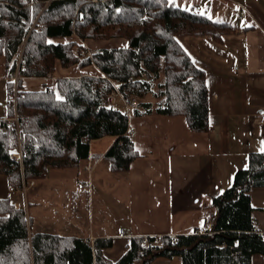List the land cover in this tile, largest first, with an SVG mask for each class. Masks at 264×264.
I'll return each instance as SVG.
<instances>
[{"label":"trees","instance_id":"trees-1","mask_svg":"<svg viewBox=\"0 0 264 264\" xmlns=\"http://www.w3.org/2000/svg\"><path fill=\"white\" fill-rule=\"evenodd\" d=\"M234 29L170 0H0V55L8 76L20 63L21 88L25 77L52 74L57 60L64 67L95 65L103 74L59 78L61 98L50 88L23 90L19 128L7 121L15 114L7 99V115L0 118V174L17 187L45 178L49 169L76 167L90 156V141L105 136L117 137L105 154L111 170L129 171L139 152L129 114L110 105L116 90L137 98V115L184 116L193 131H208L206 73L178 37L222 40ZM52 38H125L127 44L90 49L75 39L53 43ZM149 93L155 103L139 102ZM19 149L22 164L11 157ZM263 186L264 149L251 152L247 167L213 197L217 213L210 233L132 237L116 262L103 254L112 238L31 233L25 208L0 198V264H152L177 256L183 264H252L254 254L264 255V234L254 229L250 191Z\"/></svg>","mask_w":264,"mask_h":264},{"label":"crops","instance_id":"crops-1","mask_svg":"<svg viewBox=\"0 0 264 264\" xmlns=\"http://www.w3.org/2000/svg\"><path fill=\"white\" fill-rule=\"evenodd\" d=\"M170 1L235 28L222 40L212 35L178 37L193 63L206 73L209 130L193 131L184 116L137 115L134 109L138 105L132 106L125 112L129 114L139 156L131 162L129 171L111 170L105 154L117 137L105 136L90 141V156L81 160L79 166L50 170L46 178L37 180L29 189L28 196L22 191H10L7 176L0 175V198H9L16 208H25L27 213L30 208L38 212L34 218L28 214L31 233L85 237L92 241L112 238V246L105 248L103 254L116 262L128 250L132 237L191 234L207 224L208 217L217 213L212 205L213 197L232 184L237 170L247 167L251 152L264 149V0ZM75 40L90 49L122 48L127 44L125 38L105 40L109 45L92 39ZM82 75L103 74L95 65L64 67L57 60L52 74L25 77L22 88L33 91L50 88L57 94L59 78ZM9 81L6 58L0 55V118L8 111ZM116 96L114 102L110 101L113 107ZM141 101L155 103L156 98L146 94ZM108 138L112 140L107 145H96ZM87 166H91L90 179L85 170ZM74 181L77 185L79 181H91L89 211L93 206L94 218L98 210L104 212L100 220H92L89 226L81 220V214H77L73 224L71 213L56 208L54 212L46 211L49 208L44 201L47 188L68 189L71 199L77 203L74 205L80 204L81 195L68 188ZM250 196L255 226L264 234V186L253 188ZM46 212L49 222H46ZM171 261L168 260L170 264ZM251 261L264 264V255L254 254Z\"/></svg>","mask_w":264,"mask_h":264},{"label":"rangeland","instance_id":"rangeland-1","mask_svg":"<svg viewBox=\"0 0 264 264\" xmlns=\"http://www.w3.org/2000/svg\"><path fill=\"white\" fill-rule=\"evenodd\" d=\"M70 39H72V38H70ZM78 40L81 41L80 39H78ZM95 41H105V40H95ZM107 43L108 42L105 41V43H103V44L104 45H109ZM90 44H95V43H90ZM118 93H119L118 90H116L115 93L112 94L110 101L114 102V97ZM147 95H149V98H153L154 99L153 94H150L149 93ZM57 96L59 98H61L59 92L57 93ZM122 96L119 95L117 97V103H116V106L115 107L119 108L122 111H126L127 109H131L130 107H132V106L126 104V101H125L126 97H122ZM109 138L108 139H104L103 141H100V143H96V145L97 146L100 145V144H101V146L107 145L112 140V139H109ZM92 145H93V143H92ZM93 147H94V145H93ZM106 164H108V161L107 160H106ZM64 169H67V168H64ZM50 170H52V169H49V171ZM85 170L88 171L87 175H88V177L90 179L91 178L90 177V175H91V166H87L85 168ZM49 171H48V173H49ZM48 173H47V175H48ZM0 175H5V174H0ZM42 179H44V178H42ZM8 182H9V179H8ZM79 183H80V181L78 182V185H79ZM36 184H37V180H35L33 186H35ZM41 184H43V183H40L39 185H41ZM9 185H10L9 186V188H10L12 185L10 183H9ZM78 185H77L76 181H74L68 187V188H70L69 189L70 191H77V193L81 195V198H80V201H79L80 204H78V206H75L74 205V203H76V202L71 199L70 192L67 191L68 189L66 190V189L63 188V189L55 190V189L47 188L48 191H46V195H44V199H45L44 201H45L46 204L49 205V208H47L46 211H53L54 212V210L56 208V209L64 210L69 215L71 213V216L73 215V217H72V223L73 224H76L74 222V220H75L77 214H81V216H82L81 220L82 221L84 220L85 224H87L86 226H89V224L92 223V220H94V219H95V221L100 220V218H102L104 212H102L101 210H98L97 215L94 218V216H95L94 214L96 213V210L93 209V206H92V208L89 211V205L91 204L90 199H91V194L92 193L91 192H88V188L90 189L91 188L90 187L91 185L90 186L88 185V181L86 182V185L85 186L79 185V187H80L79 188ZM29 189H28V191H29ZM28 191H26V193H27L26 196H28V194H29ZM94 191H97L96 188H94ZM113 195H116V193H114ZM78 207H79V209H78ZM26 213H27V211H26ZM28 214H29V217L32 215L33 218H34V217L37 216L38 212H34V209H31L30 208L29 209V212L27 213V217H28ZM45 218H46V222H49V221H47V218H48L47 212L45 213ZM28 220H29V218H28ZM168 260L169 259H167V258H159V259L155 260L152 264H170L168 262ZM171 264H183L181 257H178V256L177 257H174L172 259V261H171Z\"/></svg>","mask_w":264,"mask_h":264},{"label":"built area","instance_id":"built-area-1","mask_svg":"<svg viewBox=\"0 0 264 264\" xmlns=\"http://www.w3.org/2000/svg\"><path fill=\"white\" fill-rule=\"evenodd\" d=\"M21 79V74H20V63L18 65V67L16 68V70L14 72H12L9 76V80L12 83V86L8 89L7 91V99L10 102V104L13 106V108L15 109V114L14 116L10 117L7 119V121L16 126L17 128H19L20 126V122L22 120H24V118H20V116L17 113V104H18V99L22 96V92L23 89L21 88V86L19 85V81ZM126 104L130 105V106H137L138 105V101L135 97H127L125 99ZM264 119V116H263ZM130 133H132V131L130 130ZM11 157L13 159H15L16 161L21 162L23 161V155L21 152V149H19L18 151H15L14 153L11 154ZM35 180L30 181L29 183H27L25 180H23V182L18 185L17 187L11 186L10 187V191L12 192H18V191H22L24 194H26V191H28V189L34 185ZM91 181L88 182V185L90 186ZM79 185L85 186L86 182H80ZM214 215H211L208 217L207 220V224H205L204 226L200 227L197 232L198 233H210L211 232V225L213 223L214 220ZM254 229L257 232H260L263 234V232L261 230H259V228L257 226L254 227ZM121 234H124V230L121 229L120 230Z\"/></svg>","mask_w":264,"mask_h":264}]
</instances>
